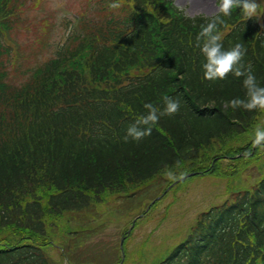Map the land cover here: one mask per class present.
Wrapping results in <instances>:
<instances>
[{"label": "trees", "instance_id": "16d2710c", "mask_svg": "<svg viewBox=\"0 0 264 264\" xmlns=\"http://www.w3.org/2000/svg\"><path fill=\"white\" fill-rule=\"evenodd\" d=\"M14 2L0 0V231L10 233L0 234V264H52L42 247L56 219L71 215L78 224L108 190L127 207L152 198L149 186L166 171L181 169L169 182L198 170L238 177L264 160V142L253 144L251 128L264 109L229 103L246 98L243 77H203L199 34L213 16L190 17L172 0H110L14 86L1 60L9 52L2 39L26 0ZM222 20V47L242 44L244 66L264 86V6L248 19L234 7ZM165 97L178 100V110L151 123L150 135L125 142L144 105L162 109ZM76 243L70 260L85 249ZM160 264H264V177L201 214Z\"/></svg>", "mask_w": 264, "mask_h": 264}, {"label": "rangeland", "instance_id": "374dc122", "mask_svg": "<svg viewBox=\"0 0 264 264\" xmlns=\"http://www.w3.org/2000/svg\"><path fill=\"white\" fill-rule=\"evenodd\" d=\"M174 2L191 16H209L218 11L217 0H174ZM89 4V0H38L35 2V7L31 11H25L21 15V18H26L24 27L17 34L11 35L14 42L19 46L16 63L22 69H26L49 58L54 44L68 33V31H64L63 23L73 20L81 13H85V19H90L94 15L93 5L89 7ZM43 21L49 29L45 37H43L41 30ZM20 25L22 26V23ZM10 57L14 59L15 54L11 53ZM16 68V64L8 68L9 79L14 82H17L14 78ZM252 126L253 134L258 127L263 128L264 116L259 119V122L255 120L251 128ZM244 137L248 138L247 134ZM177 171L180 172L181 169L166 171V177L151 184L149 191L153 187L156 189L161 183H166L169 180L167 177L175 176ZM254 180L255 177H251L250 173H242L238 177L228 179L207 175L194 176L180 182L171 188L153 206L149 214L141 218L136 224L131 237H127L129 239L126 241V262L123 264H159L179 243L185 240L189 227L199 213L214 204L220 203L223 193L229 189L247 187ZM155 189L150 191L151 196L155 194ZM163 189V186L160 190L157 188V192ZM117 195L120 196L121 194L106 191L100 202L92 207V212L80 216L78 224L71 215L57 218L56 233L47 232L48 234H46L50 236L47 241L53 244L46 247L50 257L54 258L58 264L65 263V259L61 256V248L68 249L71 243L69 238H72L74 234L64 231L65 228L68 227L71 232H76L79 228L81 230L84 229L85 225H88L89 237H84L82 245L79 246L85 249L82 253L77 252L73 261L88 264L93 261L92 259L99 256L102 259L99 264H114L115 257L112 255L111 260L109 255L103 251L105 250L104 244L110 245L113 251L123 236V230L128 228V222L142 212L147 201V199L144 200V197L130 201L125 200L127 204L128 201L131 203L132 209L142 207L131 212L123 204V201L122 205L119 204L120 197ZM1 233L7 234L9 232L1 230ZM80 237H82L81 233H78L76 240L79 242H81ZM92 249L99 251H91ZM132 255L133 257L130 259L129 257ZM87 261L89 262L87 263Z\"/></svg>", "mask_w": 264, "mask_h": 264}, {"label": "clouds", "instance_id": "9594fccd", "mask_svg": "<svg viewBox=\"0 0 264 264\" xmlns=\"http://www.w3.org/2000/svg\"><path fill=\"white\" fill-rule=\"evenodd\" d=\"M260 4L256 0H217V14L214 15L206 25L201 28L199 34L203 37L200 45V53L203 58L201 65L203 77L207 80L223 79L228 73L236 77H243L242 85L246 89V98H235L229 103L233 107L242 106L244 109H264V86L258 83V78L252 72L251 66L245 67L242 62L245 49L240 43H236L229 49H224L220 41V36L216 33L217 24L223 23L222 17L228 16L234 7H239L245 19L258 15ZM113 3L112 7H118ZM180 104L172 97L164 98V107L158 109L157 106L147 103L144 105L147 110L135 119L125 130L122 139L127 142L129 139L139 141L151 134V123L160 119L162 115L175 113ZM253 144L264 142V128H257L254 133ZM172 175V173H169Z\"/></svg>", "mask_w": 264, "mask_h": 264}, {"label": "water", "instance_id": "95a60500", "mask_svg": "<svg viewBox=\"0 0 264 264\" xmlns=\"http://www.w3.org/2000/svg\"><path fill=\"white\" fill-rule=\"evenodd\" d=\"M182 179H184V177L183 178H181L180 180H182ZM178 182V181H177Z\"/></svg>", "mask_w": 264, "mask_h": 264}]
</instances>
